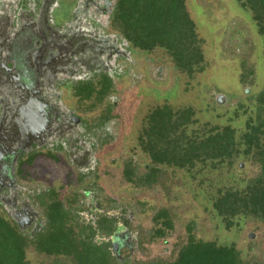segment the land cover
I'll return each mask as SVG.
<instances>
[{
  "label": "rangeland",
  "instance_id": "obj_1",
  "mask_svg": "<svg viewBox=\"0 0 264 264\" xmlns=\"http://www.w3.org/2000/svg\"><path fill=\"white\" fill-rule=\"evenodd\" d=\"M19 1L0 0L1 20L9 10L12 13ZM58 3L51 13L54 23L63 25L69 20L66 17L71 9L75 13L79 8L82 26L101 36L117 35L108 18L113 0H58ZM185 4L202 41L204 72L192 77L180 73L162 49L150 54L133 49L132 61L123 50V59L111 63L107 73L113 81L109 97L101 103L94 104L92 99L83 104V116L88 123H98L107 112L111 117L97 128L95 136H84L85 148L90 152L88 164L69 171L63 164L40 156L24 167L28 178L18 184V197L28 204H37L35 196L48 188L55 192L51 200L69 207L72 204L75 210L80 203V210L76 211L81 216L76 221L93 226L95 243L110 242L112 252L110 238H106L97 223L102 217L113 216L122 227H115L117 236L128 234L125 239L128 246L118 247L116 253L129 264L171 262L177 249L186 242L188 228L197 241L234 246L245 263L264 264V221L238 216L233 226L226 229L211 206L219 190L243 189L248 180L259 174L260 164L235 158L233 163H224L216 169L211 166L201 169L199 165L195 170L201 171L194 170L192 176L183 170L154 166L159 170L156 182L151 185L146 180L142 182L151 162L140 148L138 137L152 110L165 105L174 111L188 107L195 113V123L187 128L188 135H201L211 127L231 126L239 139L248 118L256 115L259 94L264 93V46L250 12L243 10L238 0H186ZM121 48L127 49V44ZM68 91L69 88L65 97ZM126 164L135 170V184L124 179ZM20 207L43 217L40 206ZM0 209L3 218L14 220L11 206ZM162 210L169 213L172 230L164 239H153V218ZM39 220L40 227L36 225L35 229L38 232L45 225ZM34 228H23L24 235L32 237ZM25 257L27 264H71L39 255L32 246L26 248Z\"/></svg>",
  "mask_w": 264,
  "mask_h": 264
},
{
  "label": "trees",
  "instance_id": "obj_2",
  "mask_svg": "<svg viewBox=\"0 0 264 264\" xmlns=\"http://www.w3.org/2000/svg\"><path fill=\"white\" fill-rule=\"evenodd\" d=\"M113 1L110 26L130 48L147 54L162 49L171 58L175 69L188 77L204 72L202 41L187 11L186 0ZM238 2L243 10L250 12L264 46V0ZM112 90V79L102 75L95 82L80 84L75 88V94L86 101L94 99L93 103L97 104L104 101ZM258 104L255 117L248 118L239 139L231 126L211 127L201 135H188V126L195 123L191 108L174 111L165 105L152 110L138 137L140 148L151 162L147 176L141 177L142 182L146 180L149 185L156 182L159 170L154 166L183 170L192 176L193 172L207 166L216 169L224 163L231 164L235 158L254 160L262 166L259 174L248 180L241 190H219L211 206L215 217L226 229L233 226L238 216L264 221V93L259 94ZM110 118L107 112L102 116V122ZM199 165L201 169L195 170ZM123 176L126 182L136 183L135 170L128 164L124 166ZM51 198L48 199L49 205L41 202L45 225L32 237L24 235L12 221L0 214V264H27L25 250L28 246L39 255L71 264H129L124 256L119 258L111 251L110 242L95 243L93 226L78 224L75 218L79 213L76 210L80 208L76 206L75 210L74 206H65ZM153 221L152 238L164 239L172 230L169 213L159 211ZM97 226L101 227L106 238L112 237L117 228H122L109 217H102ZM188 233L174 259L163 264H249L242 260L241 253L234 246L197 241L189 228Z\"/></svg>",
  "mask_w": 264,
  "mask_h": 264
},
{
  "label": "flooded vegetation",
  "instance_id": "obj_3",
  "mask_svg": "<svg viewBox=\"0 0 264 264\" xmlns=\"http://www.w3.org/2000/svg\"><path fill=\"white\" fill-rule=\"evenodd\" d=\"M56 5L58 0H21L11 14L9 10L4 20L0 18V206L13 208L10 221L22 233L23 228L35 227L33 235L39 219H44L20 206L36 205L42 211L41 202L49 205L55 192L47 188L38 193L37 204L20 200L18 184L28 178L24 167L40 156L69 171L88 164L84 136H95L110 119L88 123L83 116L87 101L76 96L75 88L102 75L110 78L111 63L123 59L124 51L130 61L134 54L119 35L101 36L82 26L79 8L75 13L71 9L63 25L54 23L51 13ZM126 235L110 237L115 253L128 246Z\"/></svg>",
  "mask_w": 264,
  "mask_h": 264
}]
</instances>
